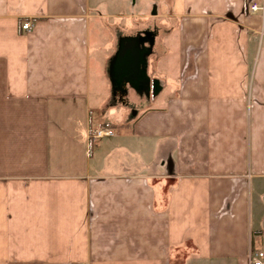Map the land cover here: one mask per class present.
<instances>
[{
  "label": "crops",
  "instance_id": "1",
  "mask_svg": "<svg viewBox=\"0 0 264 264\" xmlns=\"http://www.w3.org/2000/svg\"><path fill=\"white\" fill-rule=\"evenodd\" d=\"M108 21L137 25L139 104L92 75ZM96 126L113 134L91 141ZM261 248L264 0H0V264H248Z\"/></svg>",
  "mask_w": 264,
  "mask_h": 264
},
{
  "label": "rangeland",
  "instance_id": "2",
  "mask_svg": "<svg viewBox=\"0 0 264 264\" xmlns=\"http://www.w3.org/2000/svg\"><path fill=\"white\" fill-rule=\"evenodd\" d=\"M125 26V28H128L129 31V36L128 39L125 43L126 36L124 37L122 34L118 33V30L120 27L122 28ZM95 29L97 30L96 33H101L102 36H98L97 42H93L92 44L95 45L97 48V51L92 54L91 57V71L92 75H96V80H101L104 84V86L109 85L112 87V84L110 83V77H113V83H118L119 81L122 82V84H119L118 86H122V91L123 93L126 91L129 96H137V99H134L131 104H139L142 101V94L145 96H148L151 94L147 88L148 85L146 86V90L144 91V78L142 77V73H139V63H138V56H137V49H135L134 45H136V35L138 34L137 32V25L136 23H129L125 25L123 23H112L108 21V23L104 22H98ZM109 29V32L107 33L108 35H105L107 30ZM112 30H116L117 35H114L113 32L111 33ZM145 36H146V30H145ZM141 34V33H140ZM115 39V44H118V51L116 53L117 58H115L116 62L113 61V59H110V57L107 58V61L104 60L105 58V52H104V46L106 42H108L110 39ZM151 35H148L147 37L144 38L143 41L150 39ZM121 43L126 44L128 46V49L125 48V45L123 44V48H121ZM102 46V48H101ZM107 54V53H106ZM115 54V53H114ZM123 58V59H122ZM112 66H115L117 68V71H114L112 73V69H110ZM110 69V73H108ZM114 69V68H113ZM104 72L106 73V76H103ZM112 73V74H111ZM110 74V76H109ZM105 78V79H104ZM115 86V85H114ZM119 88V87H118ZM135 91V93L133 92ZM136 98V97H134ZM115 102V101H114Z\"/></svg>",
  "mask_w": 264,
  "mask_h": 264
},
{
  "label": "built area",
  "instance_id": "3",
  "mask_svg": "<svg viewBox=\"0 0 264 264\" xmlns=\"http://www.w3.org/2000/svg\"><path fill=\"white\" fill-rule=\"evenodd\" d=\"M248 9L251 12L255 11H261L263 12V6H259L256 3H250L248 5ZM21 29L23 30H29L30 25L28 22H24L21 24ZM113 134L112 130L102 127V126H96L94 128H90L88 131V137L91 141H96L104 137L111 136ZM264 260V248L258 249L253 251L248 256V264H263Z\"/></svg>",
  "mask_w": 264,
  "mask_h": 264
},
{
  "label": "water",
  "instance_id": "4",
  "mask_svg": "<svg viewBox=\"0 0 264 264\" xmlns=\"http://www.w3.org/2000/svg\"><path fill=\"white\" fill-rule=\"evenodd\" d=\"M160 88L158 81L154 80L152 82V94H155L157 90Z\"/></svg>",
  "mask_w": 264,
  "mask_h": 264
}]
</instances>
